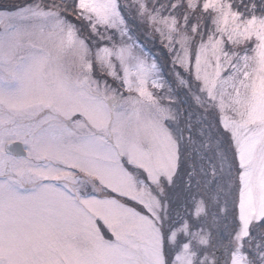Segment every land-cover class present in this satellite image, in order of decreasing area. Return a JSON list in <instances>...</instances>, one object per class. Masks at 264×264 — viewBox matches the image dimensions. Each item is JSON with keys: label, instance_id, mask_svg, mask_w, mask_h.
Wrapping results in <instances>:
<instances>
[{"label": "snow or ice", "instance_id": "1", "mask_svg": "<svg viewBox=\"0 0 264 264\" xmlns=\"http://www.w3.org/2000/svg\"><path fill=\"white\" fill-rule=\"evenodd\" d=\"M0 264H264V0H0Z\"/></svg>", "mask_w": 264, "mask_h": 264}, {"label": "trees", "instance_id": "2", "mask_svg": "<svg viewBox=\"0 0 264 264\" xmlns=\"http://www.w3.org/2000/svg\"><path fill=\"white\" fill-rule=\"evenodd\" d=\"M137 36L139 37L140 41H142L145 44H149V49L158 58L157 60L158 64L162 65L164 71L169 72L171 69L170 57L167 55V50L164 49L163 46L161 45L159 37L157 36L156 38H147V34H145V31L143 28L137 31ZM179 95H180V98L183 99V93L180 92Z\"/></svg>", "mask_w": 264, "mask_h": 264}, {"label": "rangeland", "instance_id": "3", "mask_svg": "<svg viewBox=\"0 0 264 264\" xmlns=\"http://www.w3.org/2000/svg\"><path fill=\"white\" fill-rule=\"evenodd\" d=\"M3 3H5V4L11 6V5H15V4L23 3V0H3ZM138 36H139V35H138ZM147 38H152V36H151L150 34H147ZM139 43L144 47V49H145L146 52H149L151 55H153V56L156 57V55H155V54L149 49V44H145V43H143L142 41H140V39H139ZM160 66H161V68H162V73H163L164 78H165L166 80L170 81V80L172 79V78H171L172 76H171L170 71H169V72H168V71H164L162 65H160ZM181 92L183 93V91H181ZM183 99H184V100H187V98L184 96V93H183ZM216 119H217V117H214V118H213V122H214V123L216 122Z\"/></svg>", "mask_w": 264, "mask_h": 264}, {"label": "water", "instance_id": "4", "mask_svg": "<svg viewBox=\"0 0 264 264\" xmlns=\"http://www.w3.org/2000/svg\"><path fill=\"white\" fill-rule=\"evenodd\" d=\"M22 148H23V146L21 145V146H20V149H22Z\"/></svg>", "mask_w": 264, "mask_h": 264}]
</instances>
